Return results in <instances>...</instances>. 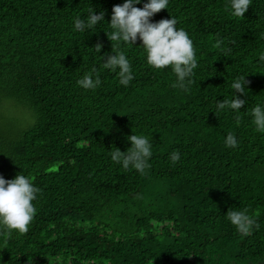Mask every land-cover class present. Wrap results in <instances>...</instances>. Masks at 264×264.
<instances>
[{
	"label": "trees",
	"instance_id": "obj_1",
	"mask_svg": "<svg viewBox=\"0 0 264 264\" xmlns=\"http://www.w3.org/2000/svg\"><path fill=\"white\" fill-rule=\"evenodd\" d=\"M124 2L0 0V110L12 103L30 117L21 126L0 114V176L24 174L40 189L28 232H0V264H264V133L251 116L264 104V0L243 18L230 0H169L151 18L174 17L193 41L198 67L187 91L173 87L170 67L148 65L139 39H108L112 9ZM93 10L105 21L76 31L75 19ZM118 52L131 64L128 87L102 67ZM93 68L101 85L79 87ZM240 77L247 104L218 111ZM133 134L153 144L143 174L110 157ZM229 134L238 147L225 146ZM229 210L255 220L249 234Z\"/></svg>",
	"mask_w": 264,
	"mask_h": 264
},
{
	"label": "clouds",
	"instance_id": "obj_2",
	"mask_svg": "<svg viewBox=\"0 0 264 264\" xmlns=\"http://www.w3.org/2000/svg\"><path fill=\"white\" fill-rule=\"evenodd\" d=\"M142 0H125L122 5L114 6L112 9L111 22L108 23L112 31L106 33L111 42H120L125 45L134 46L137 39L142 41V48L146 53V60L155 70H163L170 67L176 75L174 88L184 91L192 83L194 70L198 67L195 56L193 41L189 34L181 28H177V20H161L153 23L151 18L161 10L167 9L169 0H147L142 8H137ZM252 0H230L231 15L243 18L248 11ZM105 21V13L91 11L86 18H77L74 21V29L78 32L90 30L100 22ZM102 45L97 44L95 51L99 53ZM264 63V55L260 58ZM104 69L117 73L119 84L128 87L134 79L129 59L124 52L109 55L106 62L102 63ZM95 77V78H94ZM97 69L93 68L90 73L85 74L77 81V85L85 90H95L101 85ZM234 98L229 102L223 100L216 102V109L223 111L230 109L240 113L241 108L247 104V100L241 99L240 95L247 96L246 77L235 79L231 84ZM252 123L258 133H264V104H257L251 109ZM131 147L126 152L118 148L109 151L111 160L124 169H135L143 174L150 166L153 144L146 135L133 134L127 138ZM225 146L229 148L238 147L236 137L229 134L226 137ZM172 164L180 162V152L173 151L170 155ZM40 189L24 174H18L12 180H5L0 176V232L11 236L13 233L26 234L29 226L36 215L34 201L37 200ZM229 222L241 234L247 235L256 225L255 220L246 211L229 210L226 214Z\"/></svg>",
	"mask_w": 264,
	"mask_h": 264
},
{
	"label": "rangeland",
	"instance_id": "obj_3",
	"mask_svg": "<svg viewBox=\"0 0 264 264\" xmlns=\"http://www.w3.org/2000/svg\"><path fill=\"white\" fill-rule=\"evenodd\" d=\"M0 114L7 121L14 123L18 121L21 126L27 125L30 121L29 114L16 108L12 103H4L1 105Z\"/></svg>",
	"mask_w": 264,
	"mask_h": 264
}]
</instances>
